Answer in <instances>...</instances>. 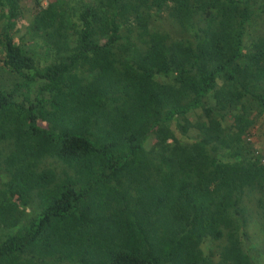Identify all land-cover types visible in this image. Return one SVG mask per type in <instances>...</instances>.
Returning <instances> with one entry per match:
<instances>
[{"label":"trees","instance_id":"1","mask_svg":"<svg viewBox=\"0 0 264 264\" xmlns=\"http://www.w3.org/2000/svg\"><path fill=\"white\" fill-rule=\"evenodd\" d=\"M34 1L0 0V264H264V0Z\"/></svg>","mask_w":264,"mask_h":264},{"label":"rangeland","instance_id":"2","mask_svg":"<svg viewBox=\"0 0 264 264\" xmlns=\"http://www.w3.org/2000/svg\"><path fill=\"white\" fill-rule=\"evenodd\" d=\"M41 3L45 2L46 0H39ZM22 16L25 20H29L32 16L33 9H34V0H18ZM2 24V18L0 17V27ZM24 26L21 27L20 32L23 31ZM0 77L5 80L6 86H9L11 81L16 77L6 71L1 70L0 68ZM250 140L254 147L264 150V119L258 120L253 126L251 133H250Z\"/></svg>","mask_w":264,"mask_h":264},{"label":"built area","instance_id":"3","mask_svg":"<svg viewBox=\"0 0 264 264\" xmlns=\"http://www.w3.org/2000/svg\"><path fill=\"white\" fill-rule=\"evenodd\" d=\"M255 152L258 154L259 161L264 164V150L255 147Z\"/></svg>","mask_w":264,"mask_h":264}]
</instances>
